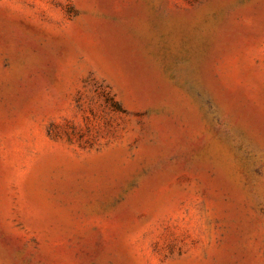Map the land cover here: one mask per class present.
<instances>
[{"label":"rangeland","instance_id":"374dc122","mask_svg":"<svg viewBox=\"0 0 264 264\" xmlns=\"http://www.w3.org/2000/svg\"><path fill=\"white\" fill-rule=\"evenodd\" d=\"M0 264H264V0H0Z\"/></svg>","mask_w":264,"mask_h":264}]
</instances>
